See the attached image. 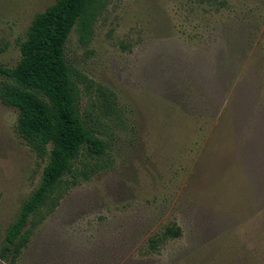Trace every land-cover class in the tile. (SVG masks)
<instances>
[{
	"label": "rangeland",
	"instance_id": "374dc122",
	"mask_svg": "<svg viewBox=\"0 0 264 264\" xmlns=\"http://www.w3.org/2000/svg\"><path fill=\"white\" fill-rule=\"evenodd\" d=\"M53 1L0 0L1 66ZM88 26L63 56L103 150H79L0 264H264V0H100ZM16 115L0 102V244L46 161Z\"/></svg>",
	"mask_w": 264,
	"mask_h": 264
},
{
	"label": "trees",
	"instance_id": "16d2710c",
	"mask_svg": "<svg viewBox=\"0 0 264 264\" xmlns=\"http://www.w3.org/2000/svg\"><path fill=\"white\" fill-rule=\"evenodd\" d=\"M95 1L54 0L32 16L14 65H0V102L16 109L18 137L35 156L46 155L36 186L6 228L1 260H13L25 246V222L59 186L79 150L85 147L94 155L103 150L102 140L80 118L78 73L63 56V44L74 25L79 26L80 42L87 41L89 17L100 0ZM177 233L176 227L164 230L170 236Z\"/></svg>",
	"mask_w": 264,
	"mask_h": 264
}]
</instances>
